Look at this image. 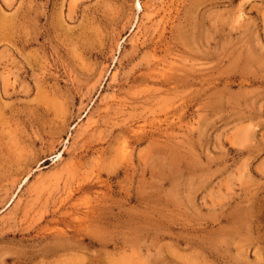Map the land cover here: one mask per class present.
<instances>
[{"label":"rangeland","instance_id":"obj_1","mask_svg":"<svg viewBox=\"0 0 264 264\" xmlns=\"http://www.w3.org/2000/svg\"><path fill=\"white\" fill-rule=\"evenodd\" d=\"M0 264H264V0H0Z\"/></svg>","mask_w":264,"mask_h":264},{"label":"bare ground","instance_id":"obj_2","mask_svg":"<svg viewBox=\"0 0 264 264\" xmlns=\"http://www.w3.org/2000/svg\"><path fill=\"white\" fill-rule=\"evenodd\" d=\"M138 7L139 8H142V6L138 3ZM155 7V6H154ZM162 10V9H161ZM161 15V14H160ZM162 22H156V23H154L153 22V20H151V25L153 26V29L152 30H147V32H145V38H144V40H143V42H142V45H143V47L144 48H146V49H148V50H151V48L153 49V51L152 52H150V53H153V55L156 53V51H157V49L159 48V47H162V48H164V50H165V52H167L168 53V51H169V42L168 43H166L165 42V30H166V28L164 27V22H163V20H161ZM166 21V20H165ZM166 25V24H165ZM170 41V40H169ZM172 41V40H171ZM171 45V44H170ZM139 49H141V47H139ZM153 55H152V57H153ZM157 59H159V58H157ZM156 61H158V60H156ZM152 62H154V61H152ZM148 65L146 66V68H151L153 65H154V67L155 66H157L158 65V63L157 64H154V63H151V62H149V63H147ZM160 65V64H159ZM154 69V68H153ZM150 70V69H149ZM148 71V70H147ZM151 71V70H150ZM149 74V73H148ZM147 74V75H148ZM142 79H146V78H142ZM5 89V88H4ZM5 92V91H4ZM133 131H134V129H133ZM82 187V186H81Z\"/></svg>","mask_w":264,"mask_h":264}]
</instances>
